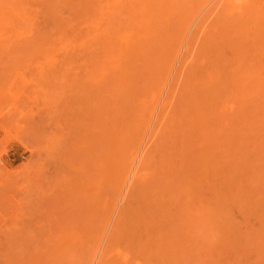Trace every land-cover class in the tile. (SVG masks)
Instances as JSON below:
<instances>
[{
  "label": "bare ground",
  "instance_id": "obj_1",
  "mask_svg": "<svg viewBox=\"0 0 264 264\" xmlns=\"http://www.w3.org/2000/svg\"><path fill=\"white\" fill-rule=\"evenodd\" d=\"M0 52L87 86L86 231L40 264H264V0H0Z\"/></svg>",
  "mask_w": 264,
  "mask_h": 264
},
{
  "label": "rangeland",
  "instance_id": "obj_2",
  "mask_svg": "<svg viewBox=\"0 0 264 264\" xmlns=\"http://www.w3.org/2000/svg\"><path fill=\"white\" fill-rule=\"evenodd\" d=\"M45 57L0 52V264H40L41 241L86 231V185L71 145L82 138L87 86Z\"/></svg>",
  "mask_w": 264,
  "mask_h": 264
}]
</instances>
